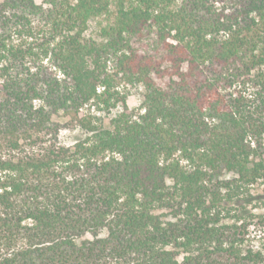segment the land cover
<instances>
[{"label": "trees", "instance_id": "trees-1", "mask_svg": "<svg viewBox=\"0 0 264 264\" xmlns=\"http://www.w3.org/2000/svg\"><path fill=\"white\" fill-rule=\"evenodd\" d=\"M262 182L264 0H0V264H264Z\"/></svg>", "mask_w": 264, "mask_h": 264}, {"label": "rangeland", "instance_id": "rangeland-1", "mask_svg": "<svg viewBox=\"0 0 264 264\" xmlns=\"http://www.w3.org/2000/svg\"><path fill=\"white\" fill-rule=\"evenodd\" d=\"M137 104L136 100L134 97H132L130 99V105L131 106H135ZM75 132H65V140L66 142L68 143H71L74 138H75ZM256 192L255 193H258L260 196H264V182L260 183L256 188ZM261 232H257V231H254V228L252 227L251 228V231H250V238L253 240L254 244H260L261 242V239L260 238V234Z\"/></svg>", "mask_w": 264, "mask_h": 264}]
</instances>
